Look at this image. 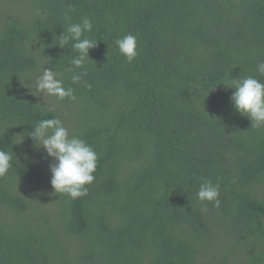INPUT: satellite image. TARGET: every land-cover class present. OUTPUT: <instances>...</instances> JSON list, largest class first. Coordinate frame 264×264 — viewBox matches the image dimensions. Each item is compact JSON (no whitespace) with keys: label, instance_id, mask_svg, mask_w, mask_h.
<instances>
[{"label":"trees","instance_id":"trees-1","mask_svg":"<svg viewBox=\"0 0 264 264\" xmlns=\"http://www.w3.org/2000/svg\"><path fill=\"white\" fill-rule=\"evenodd\" d=\"M0 3V264H264V128L227 86L264 82V0ZM83 17L97 44L76 69L58 43ZM129 33L131 62L115 43ZM42 65L75 100L43 99ZM54 117L97 153L83 197L54 192L53 160L27 135ZM205 180L218 205L197 199Z\"/></svg>","mask_w":264,"mask_h":264},{"label":"clouds","instance_id":"clouds-1","mask_svg":"<svg viewBox=\"0 0 264 264\" xmlns=\"http://www.w3.org/2000/svg\"><path fill=\"white\" fill-rule=\"evenodd\" d=\"M93 22L88 17H83L79 23H69L65 31L59 36L58 45L64 48L71 42V50L77 55L71 60L76 69H82L86 60L90 59L89 50L94 48L97 41L85 36L91 32ZM121 55L129 62L137 55V38L132 34H126L115 41ZM49 64V63H47ZM44 64V65H47ZM42 65L36 77L35 85L38 92L44 96H54L63 100L70 98L75 100L73 89L65 87L60 79V73L55 69L49 70ZM256 70L264 75V61L257 64ZM86 72L74 74L71 79L73 84H79ZM226 85V84H225ZM86 87H90L85 82ZM235 89L230 97L235 110L242 116L251 120V126L257 129L264 128V82L253 76L235 79ZM32 131L27 133L35 141L37 147L44 150L47 157L53 160L49 165L51 173V186L56 194H66L72 199L87 195L88 188L94 182V173L97 168L98 156L93 147L86 140L76 135H70L63 121L59 118L43 119L32 126ZM11 155L0 150V176L7 174L11 167ZM197 199L202 203L215 202L219 204V185L205 180L201 183L196 193ZM206 210V206L202 211Z\"/></svg>","mask_w":264,"mask_h":264},{"label":"rangeland","instance_id":"rangeland-1","mask_svg":"<svg viewBox=\"0 0 264 264\" xmlns=\"http://www.w3.org/2000/svg\"><path fill=\"white\" fill-rule=\"evenodd\" d=\"M2 7V4L0 3V8Z\"/></svg>","mask_w":264,"mask_h":264}]
</instances>
